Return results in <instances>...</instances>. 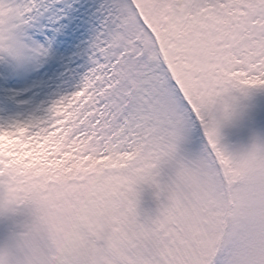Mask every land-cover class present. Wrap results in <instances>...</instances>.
Listing matches in <instances>:
<instances>
[{"label": "snow or ice", "instance_id": "1", "mask_svg": "<svg viewBox=\"0 0 264 264\" xmlns=\"http://www.w3.org/2000/svg\"><path fill=\"white\" fill-rule=\"evenodd\" d=\"M40 12L0 0V55ZM90 59L0 120V264H264V0H113Z\"/></svg>", "mask_w": 264, "mask_h": 264}, {"label": "rangeland", "instance_id": "2", "mask_svg": "<svg viewBox=\"0 0 264 264\" xmlns=\"http://www.w3.org/2000/svg\"><path fill=\"white\" fill-rule=\"evenodd\" d=\"M17 0H12L15 4ZM22 2V0H20ZM113 0H39L41 12L34 26L25 32L44 35L43 55L26 50L24 62L0 55V105L17 106L14 91L23 86L29 96L28 107L18 117L40 116L60 97L76 91L92 67L90 54L97 34ZM52 33L51 36L46 33ZM23 42V31L16 33ZM41 43V42H40ZM31 42L28 49H31ZM70 49L68 50V48ZM10 105V106H8ZM0 106V120H4ZM24 109V108H22Z\"/></svg>", "mask_w": 264, "mask_h": 264}, {"label": "bare ground", "instance_id": "3", "mask_svg": "<svg viewBox=\"0 0 264 264\" xmlns=\"http://www.w3.org/2000/svg\"><path fill=\"white\" fill-rule=\"evenodd\" d=\"M45 42H46V40H44L41 43L45 44ZM69 49H70V47L68 48V50ZM25 88L26 87L23 86L21 89H19L17 91L13 90L14 91V94H13L14 100L13 101H15V102L17 101V106H13V107L8 108L6 104L1 103L0 106H3V108L1 107V109L2 110L4 109L1 117L4 120H7L9 118H17L18 115L22 114V112L25 111V109L28 107L29 104H28L27 100L29 101L30 98L31 99H33V98H32V96H29V94L25 92V90H24ZM68 94H70V93H67V95ZM8 106H10V105H8ZM24 106H27V107H24ZM22 108H24V109H22Z\"/></svg>", "mask_w": 264, "mask_h": 264}]
</instances>
